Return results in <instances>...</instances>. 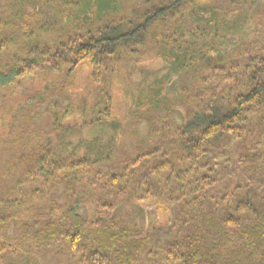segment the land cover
Here are the masks:
<instances>
[{"label": "trees", "instance_id": "1", "mask_svg": "<svg viewBox=\"0 0 264 264\" xmlns=\"http://www.w3.org/2000/svg\"><path fill=\"white\" fill-rule=\"evenodd\" d=\"M240 2L0 0V109L60 75L0 143V264H264V4L248 40L217 49ZM149 52L176 85L140 84L144 108L105 142L68 139L76 67L94 85L88 127L110 116L114 69ZM138 206L169 209L167 226L146 232Z\"/></svg>", "mask_w": 264, "mask_h": 264}, {"label": "rangeland", "instance_id": "2", "mask_svg": "<svg viewBox=\"0 0 264 264\" xmlns=\"http://www.w3.org/2000/svg\"><path fill=\"white\" fill-rule=\"evenodd\" d=\"M239 1L241 2L237 5L234 10L235 12L233 11L234 13H237L236 16L232 18V12L230 15L224 13V15H222L223 19L229 21L230 19L235 18L240 24L237 25L239 31L237 35H233L232 33H229L228 35L227 33L224 34L223 43L219 47L217 46V49L220 52H223L233 44L246 41L251 37L250 29L252 25L250 21V13L252 9H255L258 6V4H264V0ZM168 72V62L163 58L156 56L153 52L146 53L138 58H133L127 61L126 64L116 67L111 73L110 79L112 91V102L109 111L110 116L102 119V121L97 124L85 127L83 126V114L78 108L80 107L82 99L85 98L86 111H88L90 100L86 94L94 87V85L90 80V68L86 64L77 66L73 83L69 89L71 97L70 105L73 107V116L64 119L65 124L69 123V129L67 131L68 139L70 138L71 141L76 142L79 138H100L105 142L113 132L109 125L111 121L125 124L138 111L144 108L145 101L142 98L139 101L140 98L137 97L140 84L144 85L146 82L145 86L153 87V83L160 80L164 91H168L171 86L176 85L177 75L169 74ZM59 79V74L37 73L34 78H30L24 82L21 89L9 97L6 108L0 109V114L3 113V118L0 119V143L5 138L7 133V123L13 111L22 105L35 101L37 96L43 92V89L46 86L55 84ZM89 118L90 117L86 120H89ZM73 119L75 121H73ZM38 124L43 125V119L40 120ZM140 128L144 132L145 128L143 126ZM50 136L53 139H56L55 133H51ZM135 209L138 212L139 223H143L146 232L164 229L165 226H167L171 214L169 209L159 206H138ZM83 212L88 215L92 213V206L90 203L84 205ZM8 232H10V230ZM1 242L3 243L4 241L2 240ZM15 248H17L16 250L19 253H24L19 247ZM30 261H32V259H30ZM34 262L35 264H43L38 258H36V261L34 260ZM46 264L51 263L46 261Z\"/></svg>", "mask_w": 264, "mask_h": 264}]
</instances>
